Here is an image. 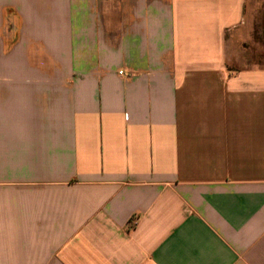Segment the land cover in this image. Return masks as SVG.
I'll return each instance as SVG.
<instances>
[{
    "label": "crops",
    "instance_id": "1",
    "mask_svg": "<svg viewBox=\"0 0 264 264\" xmlns=\"http://www.w3.org/2000/svg\"><path fill=\"white\" fill-rule=\"evenodd\" d=\"M247 6L0 0V264H264Z\"/></svg>",
    "mask_w": 264,
    "mask_h": 264
},
{
    "label": "rangeland",
    "instance_id": "2",
    "mask_svg": "<svg viewBox=\"0 0 264 264\" xmlns=\"http://www.w3.org/2000/svg\"><path fill=\"white\" fill-rule=\"evenodd\" d=\"M247 15L253 19L264 54V0H248Z\"/></svg>",
    "mask_w": 264,
    "mask_h": 264
},
{
    "label": "built area",
    "instance_id": "3",
    "mask_svg": "<svg viewBox=\"0 0 264 264\" xmlns=\"http://www.w3.org/2000/svg\"><path fill=\"white\" fill-rule=\"evenodd\" d=\"M119 74L121 75V74H122V72H119Z\"/></svg>",
    "mask_w": 264,
    "mask_h": 264
}]
</instances>
